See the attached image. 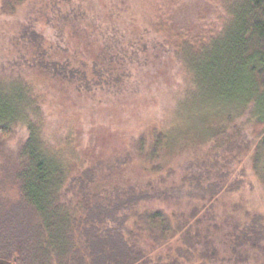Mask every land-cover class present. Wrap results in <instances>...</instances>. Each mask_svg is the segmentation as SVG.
I'll use <instances>...</instances> for the list:
<instances>
[{
  "label": "trees",
  "instance_id": "trees-1",
  "mask_svg": "<svg viewBox=\"0 0 264 264\" xmlns=\"http://www.w3.org/2000/svg\"><path fill=\"white\" fill-rule=\"evenodd\" d=\"M210 1L222 7L219 24L197 38H183L176 57L191 73L203 104L231 105L255 117L254 135L264 151V0ZM29 2L2 0L1 14L16 20ZM178 4L52 0L51 13H44L49 28L39 31L38 20L28 15L7 38L16 57L0 64V259L14 264H151L142 239L159 247L178 237L183 245L171 249L172 260L161 264H193L216 256L210 239H204L202 250L194 244L191 220L197 212L169 215L159 208L142 209V202L156 196L148 190L117 186L93 192L89 185L95 177L87 171L88 181L78 179L81 188L74 203L66 165L56 151L66 137L51 129L45 91L33 81V74L40 73L75 86L77 92L92 93L100 83L110 84L117 72L112 83H121L126 76L120 71L127 63L122 62L134 61L128 48L136 38L120 23L126 17L139 20L140 41L153 35L171 43L175 34L167 18ZM71 30L84 31L87 45L72 49ZM96 35L101 52L92 57L89 47ZM20 129L25 136L12 147ZM166 143L167 136L156 129L151 142L145 134L132 137L130 154L159 173Z\"/></svg>",
  "mask_w": 264,
  "mask_h": 264
},
{
  "label": "rangeland",
  "instance_id": "rangeland-1",
  "mask_svg": "<svg viewBox=\"0 0 264 264\" xmlns=\"http://www.w3.org/2000/svg\"><path fill=\"white\" fill-rule=\"evenodd\" d=\"M51 2L30 0L16 20L0 11V64L14 62L7 38L18 31L23 18L38 20L39 31L49 28L44 13H51ZM221 11L210 0H179L167 18L175 34L171 43L153 35L140 41L139 20L124 18L122 29L136 40L128 48L134 61L122 62L127 63L120 71L126 76L121 83H112L117 72L110 84L100 83L92 93L77 92L75 86L40 73L33 74V81L45 91L51 129L66 137L56 151L66 165L72 197L80 191L78 179L88 181L87 171L95 177L88 184L93 192L117 186L148 190L156 196L142 202V209L159 208L169 215L197 212L191 220L194 244L202 250L208 238L217 253L193 264H264V151L254 135L255 117L231 105L203 104L191 73L176 57L182 39L197 38L210 25H218ZM67 34L72 49L87 45L84 31ZM95 40L89 47L92 57L101 52L98 35ZM156 129L167 136L159 173L135 159L129 146L130 139L141 134L151 142ZM25 133L18 130L11 146ZM73 199L77 203L78 198ZM183 242L178 237L154 247L142 239L141 246L151 264H161L170 262L171 249Z\"/></svg>",
  "mask_w": 264,
  "mask_h": 264
},
{
  "label": "water",
  "instance_id": "water-1",
  "mask_svg": "<svg viewBox=\"0 0 264 264\" xmlns=\"http://www.w3.org/2000/svg\"><path fill=\"white\" fill-rule=\"evenodd\" d=\"M0 264H14V263L6 259H0Z\"/></svg>",
  "mask_w": 264,
  "mask_h": 264
}]
</instances>
